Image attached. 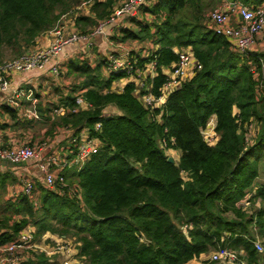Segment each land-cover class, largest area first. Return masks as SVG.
I'll return each mask as SVG.
<instances>
[{
    "label": "trees",
    "instance_id": "16d2710c",
    "mask_svg": "<svg viewBox=\"0 0 264 264\" xmlns=\"http://www.w3.org/2000/svg\"><path fill=\"white\" fill-rule=\"evenodd\" d=\"M83 1L0 0V63L35 46ZM216 1L222 0H157L143 7L154 16L151 23L135 19L140 31L123 29V39L152 40L154 48L138 61H155L156 74L147 80L155 95L167 79L163 67L179 59L177 48H190L202 64L161 107L144 105L135 83L113 90L124 71L104 78L100 64L69 61L70 72L84 77L73 91L81 90L88 106L76 109V96H66L62 125L77 136L88 130L100 149L64 174L80 197L41 182L32 195L5 197L0 244L34 227L36 238L47 231L74 238L84 264H216L208 254L220 246L243 248L250 264L264 263L253 242L264 239V49L239 53L216 34L205 20V8ZM116 2L96 1L95 17L81 16L78 25L109 17ZM213 116L218 140L210 144L203 130ZM171 150L180 152L178 161L168 160ZM15 167L0 172L2 196L22 182ZM23 264L53 262L40 252Z\"/></svg>",
    "mask_w": 264,
    "mask_h": 264
},
{
    "label": "built area",
    "instance_id": "2783aa9c",
    "mask_svg": "<svg viewBox=\"0 0 264 264\" xmlns=\"http://www.w3.org/2000/svg\"><path fill=\"white\" fill-rule=\"evenodd\" d=\"M96 1L100 0H84L79 6L63 13L56 25L45 32L51 37L48 46L30 47L16 58L0 63V92H11L8 102L15 108L22 107L21 100H30L32 107L22 108V113L25 116L40 119V113L37 109L38 101L34 98L33 91L14 85L12 77L15 73L42 71L48 66H52L51 72L54 75H59L62 71V62L57 60L51 63V60L59 56L66 47L80 42L85 43L87 47H92L94 37L102 34L107 26H118L120 20L125 17H137L142 6H151L157 0H123L121 4L113 8L110 16L101 20L91 32L82 33L78 30L67 32L66 23L68 18L77 15L80 10L91 6ZM206 18L214 32L226 37L235 51L246 53L255 47L258 37L264 32V0L260 3L222 0L218 6L208 12ZM176 52L179 55L178 61L171 68L164 69L163 67L167 79L162 86L160 95L153 94L147 82L148 78H152L156 74L155 61L145 63L140 67L138 58L131 53L130 49H125L119 54H107L104 59L105 67L109 73L124 71L127 74L126 77L133 78L134 83L137 85L135 93L140 96L144 105L150 108L161 107L172 91L180 87L183 82L192 79L197 71L202 69V64L190 48H177ZM76 103L79 107L88 106L82 94L76 96ZM211 124H213V130L215 131L216 121L214 116L203 130L204 137ZM100 127L101 124L98 123L96 129H100ZM206 141L208 140L206 139ZM71 143L73 147H71L70 152L74 153V157L61 156L57 153L46 157L43 154V148L38 145L22 144L15 147H4L0 144V158L13 162L18 167H21L24 163L36 161L44 175L45 184L48 188L68 187L72 193L80 197L76 187H71L67 183L63 171L67 168L81 169L85 162L98 152L100 142L96 137L90 136L87 131V133L82 132L78 136H72ZM22 177V191L27 195H32L35 188L34 178L30 176ZM36 239L35 229L28 227L12 240L0 244V264H20L30 256L29 253H25L26 250L30 249V252H36L38 249L43 250L44 247L37 244ZM253 242L255 249L259 253H263L264 242L260 236H257ZM60 250L66 253L74 252L73 255L78 253L76 248L72 250L69 245L60 244L57 245L56 249L45 248L43 252L52 255ZM247 256L245 249H235L227 246H220L208 254L209 261L216 264H250Z\"/></svg>",
    "mask_w": 264,
    "mask_h": 264
},
{
    "label": "crops",
    "instance_id": "0c3cea01",
    "mask_svg": "<svg viewBox=\"0 0 264 264\" xmlns=\"http://www.w3.org/2000/svg\"><path fill=\"white\" fill-rule=\"evenodd\" d=\"M122 1L123 0H118L117 1L118 3L116 2L117 4L115 3L113 5V8L121 4ZM94 4H92L87 8H83L82 10L79 11L77 15L68 18V21L66 23L68 27L67 32L80 29L77 23L79 17L81 16L92 17V18L95 17V14L93 12ZM143 7L145 6L141 7V11L137 17H133V18L125 17L120 20L119 22L120 25L107 26L102 34L96 35L94 37L92 47L90 46L87 47V45H85V43L83 42L66 47L59 56L51 60V63L57 60H60L62 62V67H61L62 71L59 75H54L51 72L52 66H48L45 70L42 71H28L23 73H15L12 77L13 79L12 81L14 85L17 87H23L27 90L33 91L34 98L37 99L38 101L37 109L40 113V119L29 118L22 113L23 109L32 107L30 100L28 99L21 100L22 107L15 108L13 107V105H11L8 102V99L11 96V92H0V144L4 147H15L22 144H30V145L42 144L45 146L43 147L44 148L43 154L46 157L54 153H57L61 156H71L69 155L71 153L70 151L72 150L71 147H73L71 143V137L76 135L73 134V130L71 129V127L62 125L61 116L65 115L66 112L69 110V108L64 106L62 102L64 101L63 99L70 94L74 96L81 94V90L73 91V89L75 88L72 87L70 83H68L69 80L66 79L64 81L63 80L64 78L62 77L66 78L69 75L78 76V79H76L78 83H76V85H79V82L81 83L84 77L81 76L80 74L70 72L71 70H69L68 63L70 60L77 58L84 60L85 51L88 52L93 50V53L95 54L91 55V59L90 58H86V59L89 60V62L93 67L100 64L101 75L104 78H108L110 77V74L107 71L105 64L102 63V61L105 59L107 54L110 53L119 54L122 53L123 50L125 49H130L131 53L136 57H138V59L139 58L142 59L143 57L149 55L150 54L149 51H151L154 48L151 39L149 40L151 47L147 46L145 48L142 47V43H140V41H143L144 39L143 40L139 38L123 39L125 35V33L123 32L124 28H128L134 32H138L137 31L138 24L134 21L135 19L138 21H142L147 19V17L144 18L145 16H148L149 20L152 22L153 20L152 14L148 11H145ZM149 15H151V17H149ZM97 22L99 23L100 21ZM98 23H96L92 27L88 26L83 30L86 29L88 30L90 28L93 29L95 26L98 25ZM259 38H262V36L258 37V42L252 50L264 49V43L262 42V40H260L261 41L260 42ZM50 41H51V37L48 34L46 33L42 34L36 40L35 47H46L49 45ZM38 43L39 45H37ZM99 54L102 56L99 57ZM101 58H103V60ZM166 68L169 67H164V69ZM134 82L135 80L133 78L123 76L113 81L112 89L116 91H121L124 89L127 83H134ZM35 90H36V94L34 92ZM4 104L9 106L11 105L12 108L17 109L18 112L16 111V114H13L12 112L7 111L3 107ZM79 108L82 107L77 106L76 109ZM214 120L216 121L215 116H214ZM87 131L88 130L83 129L82 131H80V133L82 132L87 133ZM39 135H41L42 142L35 141L36 138L39 137ZM179 156H180V152H179ZM178 160L175 158V161ZM7 168H13V167H6L0 165V172L6 171ZM15 168H17L15 170V173L19 177L23 178L22 176H30L34 178L35 183L41 182L45 184L44 175L42 171L39 169L38 165L36 164V161L24 163L21 167H15ZM21 190H22V185H21V181L19 180L14 185L11 184L8 186L5 197L6 198L14 197L19 192H21ZM4 229L5 228L2 225H0V233ZM39 239H42L44 241H47V243H49L44 245L43 250H45V248L49 249L50 248L49 246L55 245V243L57 244V242L60 240L66 242V240L72 238L63 237L57 233H51L47 231ZM74 248L78 250L77 243H75ZM69 263L71 264L72 262Z\"/></svg>",
    "mask_w": 264,
    "mask_h": 264
},
{
    "label": "rangeland",
    "instance_id": "374dc122",
    "mask_svg": "<svg viewBox=\"0 0 264 264\" xmlns=\"http://www.w3.org/2000/svg\"><path fill=\"white\" fill-rule=\"evenodd\" d=\"M118 1V0H117ZM220 2L221 1H216V2H214V3H211V5L210 6H207L206 8H205V20H206V22L209 24V22H208V20H207V18H206V16H207V14H208V12L212 9V8H214V7H216V6H218L219 4H220ZM252 2H256V3H260V2H258L257 0H255V1H252ZM118 3V2H117ZM116 3V4H117ZM77 6H79V5H77ZM76 5H74V6H72L71 7V9H73V8H75V7H77ZM71 9H69V10H71ZM68 10V11H69ZM67 11V12H68ZM113 12V9H112V11H111V13ZM147 17V19H145L144 21H148V23H151V21L149 20V18H148V16H145L144 18H146ZM149 17H151V15H149ZM153 18H154V16H153ZM90 26V25H89ZM79 27H80V29H77L78 31H80V32H82V33H88V32H91L92 31V28H90V29H86V30H83L84 29V27H82V26H80L79 25ZM92 27V26H91ZM137 31H140V28L137 26ZM260 36H262V38H259V41L260 40H262V42L264 43V32L260 35ZM150 38H145L143 41H140V43H142V47H147V46H150L151 44H150ZM261 42V41H260ZM37 45H39V43L37 44ZM151 47V46H150ZM93 54H95V53H93V50L92 51H85V59L86 58H90L91 59V55H93ZM11 55V50H8L7 51V58H8V56H10ZM19 56V55H18ZM100 56H102V55H100L99 54V57ZM17 56H15V57H11V58H5V59H7V60H11V59H13V58H16ZM105 57V56H104ZM102 60H103V58H101ZM62 78H64L63 80L65 81L66 79L67 80H69V82L68 83H70L71 85H72V87H74L75 85H76V83H78V81H76V79H78V76H74V75H69V76H67L66 78L65 77H62ZM69 84V85H70ZM79 84H80V82H79ZM35 92V94H36V90L34 91ZM205 138L208 140V142L209 143H211V144H215L216 143V141H217V138H218V134H217V132L215 133V131L213 130V124H211L210 126H209V128H208V130H207V132H206V134H205ZM36 142H42V139H41V135H39V137H37L36 138V140H35ZM40 144V143H39ZM39 147H45L44 145H38ZM44 149V148H43ZM178 151V150H177ZM177 151H175V150H171V151H168L169 152V154L171 155V156H173L174 158H176L177 160L179 159V152H177ZM69 155H71L72 157H74V153H70ZM260 163H261V165H260V179H259V181H264V159H262L261 161H260ZM73 169H76V168H67V169H65L64 171H63V174H65L66 176L73 170ZM39 182H36L35 183V187H36V189H39V184H38ZM5 196L6 195H4V196H2L1 195V189H0V212H2L3 211V209L4 208H6L7 207V203H6V201L4 200L5 199ZM35 198H36V195L34 194L33 195ZM36 201L37 202H39V200H37V198H36ZM6 210L8 211V209L6 208ZM0 220H2V217L0 216ZM3 226V225H2ZM4 227V226H3ZM5 228V227H4ZM261 238V237H260ZM261 240H263V242H264V239L263 238H261ZM36 242H37V244H39V245H41L42 247H44V245L45 244H49V243H47V241H44V240H42V239H39V238H37L36 239ZM75 241H74V238H72V239H69V240H66V242L65 241H63V240H60V241H58L57 242V244L55 243V245H51V246H49L50 248H51V250H53L54 248L56 249V247H57V245L58 244H60V245H69L70 246V248L73 250L74 249V247H75ZM40 246V247H41ZM44 250H37L36 252H33V251H31L30 252V249H28V250H26L25 251V253H29L30 254V256L26 259V260H28V259H31V258H33V257H31V256H35L36 254H39L40 252H43ZM74 254V252H69V253H66V252H63V251H57L56 252V254H52V255H48L47 253H46V255H47V257H49L50 258V260L53 262V264H70L68 261H70V262H72L71 264H84L83 263V260L82 259H80L78 256H77V254L76 255H73ZM53 256V257H52ZM26 260H24V261H26ZM23 261V262H24ZM68 262V263H67ZM22 263V262H21ZM23 264V263H22Z\"/></svg>",
    "mask_w": 264,
    "mask_h": 264
},
{
    "label": "water",
    "instance_id": "95a60500",
    "mask_svg": "<svg viewBox=\"0 0 264 264\" xmlns=\"http://www.w3.org/2000/svg\"><path fill=\"white\" fill-rule=\"evenodd\" d=\"M168 160L170 162H175V158L173 156H171V155L168 157ZM0 165L6 166V167H15L16 166L15 163L9 162V161H7L5 159H1V158H0Z\"/></svg>",
    "mask_w": 264,
    "mask_h": 264
}]
</instances>
